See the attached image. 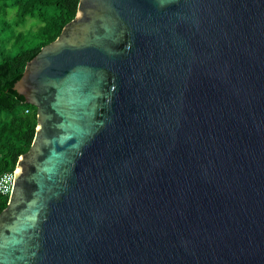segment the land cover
<instances>
[{
    "label": "water",
    "instance_id": "1",
    "mask_svg": "<svg viewBox=\"0 0 264 264\" xmlns=\"http://www.w3.org/2000/svg\"><path fill=\"white\" fill-rule=\"evenodd\" d=\"M15 89L0 264H264V0H80Z\"/></svg>",
    "mask_w": 264,
    "mask_h": 264
},
{
    "label": "trees",
    "instance_id": "2",
    "mask_svg": "<svg viewBox=\"0 0 264 264\" xmlns=\"http://www.w3.org/2000/svg\"><path fill=\"white\" fill-rule=\"evenodd\" d=\"M80 0H0V176L16 169L36 134L37 107L15 89L26 65L72 21ZM28 110V112H26ZM9 196L0 193V214Z\"/></svg>",
    "mask_w": 264,
    "mask_h": 264
},
{
    "label": "built area",
    "instance_id": "3",
    "mask_svg": "<svg viewBox=\"0 0 264 264\" xmlns=\"http://www.w3.org/2000/svg\"><path fill=\"white\" fill-rule=\"evenodd\" d=\"M28 112V110L26 111ZM15 170L12 172H6L0 176V193L5 196H10L15 179Z\"/></svg>",
    "mask_w": 264,
    "mask_h": 264
},
{
    "label": "flooded vegetation",
    "instance_id": "4",
    "mask_svg": "<svg viewBox=\"0 0 264 264\" xmlns=\"http://www.w3.org/2000/svg\"><path fill=\"white\" fill-rule=\"evenodd\" d=\"M10 197V196H9Z\"/></svg>",
    "mask_w": 264,
    "mask_h": 264
}]
</instances>
